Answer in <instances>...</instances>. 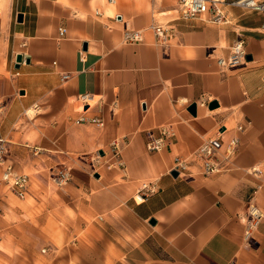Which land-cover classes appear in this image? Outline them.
Instances as JSON below:
<instances>
[{
	"label": "crops",
	"instance_id": "1",
	"mask_svg": "<svg viewBox=\"0 0 264 264\" xmlns=\"http://www.w3.org/2000/svg\"><path fill=\"white\" fill-rule=\"evenodd\" d=\"M173 1L0 0V136L22 174L69 168L87 218L60 247L20 239L8 264H264L263 217L245 238L249 204L264 215V16L229 5L228 24L184 20ZM153 25L173 29L169 45ZM239 38L247 62L224 71ZM163 128L172 136L150 152ZM219 131V170L205 175L192 155ZM177 156L187 176L172 175Z\"/></svg>",
	"mask_w": 264,
	"mask_h": 264
},
{
	"label": "built area",
	"instance_id": "2",
	"mask_svg": "<svg viewBox=\"0 0 264 264\" xmlns=\"http://www.w3.org/2000/svg\"><path fill=\"white\" fill-rule=\"evenodd\" d=\"M109 3L114 4L116 0H107ZM180 16L184 20L188 19H202L206 22L214 23L217 25H225L230 23V19L226 12V7L229 5L238 6L246 10H252L260 13L264 16V0H177ZM2 15V10L0 9V17ZM152 29L155 32L158 42L163 45H169L173 37V29L168 26L163 25H153ZM66 30L61 28L59 30L60 36H65ZM125 40L129 43H140L142 42L141 31H135L126 29ZM248 58V53L246 50V43L243 38L236 40L231 46V51L228 57L218 58V64L222 70H230L233 68L241 67L246 64ZM19 74V73H17ZM69 75H64V78H68ZM81 100L84 103H89L93 101V97L90 94H85L81 96ZM4 106L0 103V121L4 115ZM90 122L96 124L100 127L104 125L101 119H92L87 121L86 119H80L77 123ZM1 124V122H0ZM220 135L219 131L214 137L207 139L201 145V147L193 153V159L201 167V172L205 175L215 173L219 170V164L217 163L216 156L220 148ZM172 136L170 129L163 128L161 134L158 137H149L147 143L148 150L150 152H159L165 145L166 140ZM238 140L233 139L229 147V153L232 155L236 149ZM117 149V144L114 145ZM10 150L8 144L0 136V169L2 170L1 180L9 187L19 198L24 199L28 194L30 186V178L28 175L18 174L15 171L14 165L10 160ZM172 172H177L179 176H187L190 173V164L184 158L177 156L174 159ZM252 173L259 174L261 171L259 169H254ZM63 181H67L70 178V173H62ZM62 181L61 178H59ZM153 192V188L148 184H144L141 189L143 196H147L148 193ZM140 193V194H141ZM1 212V211H0ZM264 218L261 214L260 209L254 205L249 204L248 214L245 219V238L247 240L251 239L252 231L256 228L259 220Z\"/></svg>",
	"mask_w": 264,
	"mask_h": 264
},
{
	"label": "rangeland",
	"instance_id": "3",
	"mask_svg": "<svg viewBox=\"0 0 264 264\" xmlns=\"http://www.w3.org/2000/svg\"><path fill=\"white\" fill-rule=\"evenodd\" d=\"M162 1L167 4L174 3L173 0ZM174 14L165 17L156 12V17L166 23L169 18L176 15ZM11 163L14 165L13 162ZM17 169L20 171L21 168L17 167ZM15 171L22 174L16 169ZM32 172L37 173L34 175ZM63 172L70 173V169L67 167H53L45 170L30 168V171L28 169L23 175H28L31 179V187L29 186L31 192L21 199L2 182L1 170L0 188L9 197L7 202L0 204L3 209V211L0 210V264H8L7 257L13 245L20 239H26L27 242L30 240L37 243L43 242L46 246L51 242L52 245L60 247L73 241L74 237L77 239L82 237L76 230L82 227L83 220H87L82 214L85 200L80 196L77 198L70 196L67 188H70L71 174L67 181H63L61 177ZM40 216H42L41 222L37 221ZM42 222L46 223L43 226L44 230L40 225ZM31 226L35 227L36 231L31 230ZM46 250L48 249L42 252L46 253Z\"/></svg>",
	"mask_w": 264,
	"mask_h": 264
},
{
	"label": "water",
	"instance_id": "4",
	"mask_svg": "<svg viewBox=\"0 0 264 264\" xmlns=\"http://www.w3.org/2000/svg\"><path fill=\"white\" fill-rule=\"evenodd\" d=\"M20 20H22V17H21V19ZM22 60H23V57H22V55H18V57H17V62L20 64L21 62H22ZM19 66V65H18ZM216 107V103H211L210 104V108H215ZM196 110H197V105L196 104H193L191 107H190V111L193 113V114H196ZM172 175L173 176H178V173L177 172H173L172 173Z\"/></svg>",
	"mask_w": 264,
	"mask_h": 264
},
{
	"label": "bare ground",
	"instance_id": "5",
	"mask_svg": "<svg viewBox=\"0 0 264 264\" xmlns=\"http://www.w3.org/2000/svg\"><path fill=\"white\" fill-rule=\"evenodd\" d=\"M115 3H116V2H115ZM115 3H114V4H115ZM111 4H112V3H111Z\"/></svg>",
	"mask_w": 264,
	"mask_h": 264
}]
</instances>
